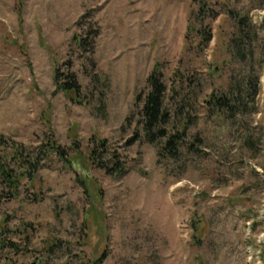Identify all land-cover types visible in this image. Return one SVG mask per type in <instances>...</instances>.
Returning a JSON list of instances; mask_svg holds the SVG:
<instances>
[{
  "label": "rangeland",
  "instance_id": "1",
  "mask_svg": "<svg viewBox=\"0 0 264 264\" xmlns=\"http://www.w3.org/2000/svg\"><path fill=\"white\" fill-rule=\"evenodd\" d=\"M204 1L0 0V134L31 148L54 134L68 155L106 139L128 163L120 177L77 166L92 196L56 155L42 164L35 187L0 202V264H80L105 249L101 264H264V0ZM242 15L255 28L240 44L247 59L232 44ZM96 32L94 51L78 43ZM158 63L169 88L177 74L195 83L188 130L201 142L177 161L158 156L141 123L138 96ZM250 77L244 113L224 118L204 102Z\"/></svg>",
  "mask_w": 264,
  "mask_h": 264
},
{
  "label": "trees",
  "instance_id": "2",
  "mask_svg": "<svg viewBox=\"0 0 264 264\" xmlns=\"http://www.w3.org/2000/svg\"><path fill=\"white\" fill-rule=\"evenodd\" d=\"M199 5L200 10H204V0H193ZM229 13L233 14L232 11ZM237 19V34L236 38L232 39V44L235 47L234 53L241 59H247L253 53L249 48L240 46V44L253 42L252 30L255 28L251 23V18L248 19L245 15L241 17L235 16ZM192 29V22L189 23V30ZM88 33L86 37H80L78 43L82 45L90 44L91 50H95V40L100 33L96 32L92 35V40L89 41ZM256 35V33H254ZM74 38V40H76ZM212 40L211 35L206 31H202V39L200 44H208ZM90 42V43H89ZM232 47L229 44L228 48ZM218 68H216L217 71ZM253 78L250 77L245 91L239 90V87H233V90L224 91L221 96L216 92H212L205 99V103L209 108L223 114L224 118L231 117L234 113H244L248 102H244L242 97H246L248 101H252L257 95V89L252 91ZM147 84L149 91L138 96V101L142 102L141 116L144 131V138L147 142L154 144L158 148V156L163 159H171L174 161L180 160L188 154L196 153L199 150L201 139L197 136L191 138L188 130V125L191 123V117L187 115L190 107L189 96L194 92V85L190 84L189 78L186 75H176L175 82L171 88L168 87L163 71L160 69V64H156L153 71L150 73ZM66 86V87H65ZM66 91L72 94H80V84L74 74H69L67 82L64 85ZM171 93L170 99L173 100L170 105L167 104V96ZM184 95H181L183 94ZM244 94V95H243ZM93 147H89V153L84 155L76 148V153L68 155L63 147L57 142L54 134L49 135L40 146L36 148L27 147L23 143L15 141L11 137L0 134V202L11 201L20 198L23 195L24 187L27 184L35 187L37 173L42 164L50 163L53 156L65 162L72 167L77 173L78 182L83 186L85 192L92 196L98 191V186L94 184L93 179L88 175H83L78 167L89 168L93 167L105 171L111 176H123L128 171V163L122 156H118L111 150L109 142L106 139H97ZM106 155V157H103ZM81 168V169H82ZM89 172V171H88ZM37 196V194L35 193ZM99 195V194H98ZM203 220L197 218L192 227L194 231L201 235L204 231ZM6 233L5 223L0 224V235ZM195 241L201 242V236ZM10 246L11 249L18 248V243L10 240L4 243ZM4 244H1L4 245ZM52 245H56L52 244ZM108 251H93L90 261H82L80 264H101L106 258ZM39 260V259H38ZM38 263V261L36 262Z\"/></svg>",
  "mask_w": 264,
  "mask_h": 264
}]
</instances>
